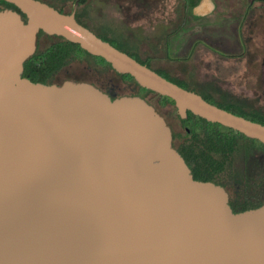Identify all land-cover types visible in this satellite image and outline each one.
<instances>
[{"label": "water", "instance_id": "water-1", "mask_svg": "<svg viewBox=\"0 0 264 264\" xmlns=\"http://www.w3.org/2000/svg\"><path fill=\"white\" fill-rule=\"evenodd\" d=\"M0 10V264H264V205L234 212L194 178L165 117L139 94L34 82L38 34L102 57L188 112L264 143V124L164 77L42 0ZM23 14L26 15L25 19Z\"/></svg>", "mask_w": 264, "mask_h": 264}, {"label": "rangeland", "instance_id": "rangeland-1", "mask_svg": "<svg viewBox=\"0 0 264 264\" xmlns=\"http://www.w3.org/2000/svg\"><path fill=\"white\" fill-rule=\"evenodd\" d=\"M157 1L160 0H92V20L87 25L96 34L108 37L121 50L141 61L149 62L151 68L165 71L172 80H181L203 95L212 93L209 91L211 88L221 87L222 90L231 92V95L247 98L264 108V0H217L222 2V7L216 5L211 15H196L193 4L189 7L185 3L190 24L172 37L167 36L171 25L166 20L163 24V10H155ZM161 1H169L166 7L173 2ZM178 8L177 13L180 14V5ZM240 21L245 52L240 56L228 55L242 47L235 37L236 24ZM161 38L164 41H160ZM204 38H209L208 44L227 55L207 48ZM198 40L201 41L186 58L169 60L158 56L162 54V50L167 49L166 46L172 58L186 56L194 46L193 43ZM53 41L54 38L42 36L39 40L40 49ZM249 52L252 58L249 57ZM254 56L256 59L253 60ZM84 76L98 80L106 87L113 84L123 88L124 83H127L91 58L73 61L59 72L57 80L82 79ZM134 89L136 94L148 98L163 110V99L140 90L139 87ZM211 95L212 100L218 101V95ZM181 133L184 135V130Z\"/></svg>", "mask_w": 264, "mask_h": 264}, {"label": "trees", "instance_id": "trees-1", "mask_svg": "<svg viewBox=\"0 0 264 264\" xmlns=\"http://www.w3.org/2000/svg\"><path fill=\"white\" fill-rule=\"evenodd\" d=\"M85 2L86 0H82V3ZM50 5L54 6V4ZM5 8H13L18 10V8L14 4L8 3L5 0H0V10H3ZM59 11L63 12V10ZM23 17L27 19L26 15L24 14ZM42 36L54 38V41L45 48L40 49L39 40ZM100 37L113 44V42L108 37ZM88 58H91L96 63H102L105 68H108L111 72L116 73L122 78V80L127 82L124 83L125 87L123 88L120 86H113L112 84V86L108 87L109 89L107 88V90H113L117 94H132L136 92L134 88L139 87L140 90L142 89L148 91L155 95L157 98H161L164 100L162 102L163 110H160L148 98H146L151 104L156 107L158 111H160L166 117L168 122L174 127L175 137L180 138V144L177 145L178 150L190 165L195 179L203 181L213 180L214 175L217 173L220 166L219 156L227 155V153L233 150L239 138L246 137L243 133L225 127L219 123L209 122L199 116H197V120L194 121L193 118H195L196 116L191 112H188L189 117L187 119L181 118V116L177 112L174 100L170 97L160 95L156 92L141 87L131 75L118 73L104 58L91 55L79 44L68 41L61 36L48 35L43 31L38 34L37 51L25 62L23 76L31 79L34 82L61 84L65 80H57V76L62 69L70 65L73 61ZM138 61L151 67L149 62L147 61H141L139 59ZM156 71L164 77L172 80L169 74L165 71L160 69H156ZM72 80L91 81L105 88V85L103 83L101 84L97 82L98 80L90 78L89 76H84V78L82 79L74 78ZM172 81L178 83L180 86L186 89H194L189 87L185 82L181 80ZM206 100L211 102V99L209 98H206ZM233 112L238 114L235 111ZM250 119L264 124V120L256 118ZM187 125L191 126V134L186 131ZM181 130H184V135L183 133H181Z\"/></svg>", "mask_w": 264, "mask_h": 264}, {"label": "flooded vegetation", "instance_id": "flooded-vegetation-1", "mask_svg": "<svg viewBox=\"0 0 264 264\" xmlns=\"http://www.w3.org/2000/svg\"><path fill=\"white\" fill-rule=\"evenodd\" d=\"M91 2L92 0H86L85 3H82V0H47V3L54 4L55 8H57L58 10H63V12L66 13L73 12L75 6L77 5V20L89 28V21L92 20ZM235 37L238 38V42L242 45V47L240 50L236 52L234 51V53L228 55H243L245 51L243 50L244 43L242 38V28L239 29V34H236ZM212 49L215 51V53L218 52L227 55L226 53L220 51V49ZM250 55L251 52H249V57L252 58V55ZM254 59H256L255 56L253 60ZM253 60L251 59L250 62H252ZM93 84L101 88L103 91L107 92L112 98H116L122 95L136 94H117L113 90H107L108 87L106 86L105 88H103L102 86L96 83ZM193 90L196 91L195 88ZM209 91H211L213 95H218L220 99L218 98V101H216L215 99L212 100L211 98L213 97L211 95L212 93L210 92L206 95H203L198 91L196 92L201 94L205 99H211V103L216 104L226 110H229L231 112L235 111L239 115L244 116L248 119L256 118L264 120V108L258 107L257 104L252 103L251 100L231 95V92L228 93L222 90L221 87L211 88ZM193 120L196 121L197 116L193 118ZM166 121L172 129L173 145L178 150L177 145L180 144V138L175 137L174 127L168 122L167 119ZM186 131L191 134V126L187 125ZM219 164L220 166L218 168L217 173L214 175V179L210 181H213L216 184L223 186L227 190L229 194V203L234 212H242L248 209L258 208L264 205V143L257 139L249 138L247 136L239 138L232 151L227 153V155L225 156H219Z\"/></svg>", "mask_w": 264, "mask_h": 264}, {"label": "crops", "instance_id": "crops-1", "mask_svg": "<svg viewBox=\"0 0 264 264\" xmlns=\"http://www.w3.org/2000/svg\"><path fill=\"white\" fill-rule=\"evenodd\" d=\"M215 1L217 3H215ZM223 1V0H222ZM226 1V0H225ZM169 1H157L155 2V10H163V14L162 15V20H163V24H165L167 21L169 22L168 24L171 25V27L168 29L167 31V36L168 37H172L173 35H178L179 33H181L182 31H184V29L187 28V26H189L190 24V15L187 14V7L185 3L189 4V7L191 6V3L193 4V9H194V13L196 15H206V14H210L213 9H215L216 5L218 7H222L221 3L217 0H173V2H171L170 5H168V7H166V5L168 4ZM219 2V5H218ZM145 4V2H144ZM141 5V4H139ZM150 5V3L148 4ZM178 5H180V14L177 13ZM165 10V12H164ZM211 15V14H210ZM166 20V22L164 21ZM241 28V21L238 22L236 24V34H239V29ZM166 36V37H167ZM208 40L209 38H204L203 41H205V45L207 46V48H213V45L208 44ZM160 41H164L162 38ZM201 40H198L197 42H194V46L192 47V49H189L188 54L182 55L180 58H172L171 57V52L170 50H168V46H166V50H162V54L158 55L161 56L163 58H167L169 60H173V59H182V58H186L193 50L194 48L197 46V44L200 42ZM154 50H156V46H154Z\"/></svg>", "mask_w": 264, "mask_h": 264}]
</instances>
